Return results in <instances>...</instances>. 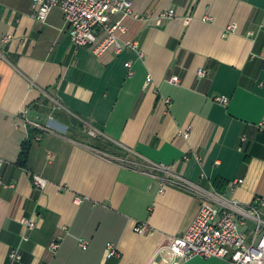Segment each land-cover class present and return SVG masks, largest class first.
<instances>
[{"label":"crops","instance_id":"obj_1","mask_svg":"<svg viewBox=\"0 0 264 264\" xmlns=\"http://www.w3.org/2000/svg\"><path fill=\"white\" fill-rule=\"evenodd\" d=\"M131 1L142 20L122 39L139 52L96 56L72 46L60 7L41 23L33 0H0V264H162L205 203L173 182L242 206L264 197V0Z\"/></svg>","mask_w":264,"mask_h":264},{"label":"built area","instance_id":"obj_2","mask_svg":"<svg viewBox=\"0 0 264 264\" xmlns=\"http://www.w3.org/2000/svg\"><path fill=\"white\" fill-rule=\"evenodd\" d=\"M35 5V19L41 23H47L54 8L60 7L65 15L69 28V37L75 49L88 47L96 56H102L108 52L121 54L126 50L139 52V44L132 40L122 39L128 32L125 20L133 18L142 20L135 13L131 0H33ZM175 10H170L162 15L161 19L173 17ZM188 21L191 18L187 19ZM236 31V26L231 25L226 35ZM13 35H6L4 42L8 43ZM143 57V53H140ZM132 68V63L126 65ZM130 75L133 72L130 71ZM207 75L206 70L199 72L200 77ZM150 81V79H149ZM172 82L179 83L178 77H173ZM216 101L227 105L229 100L225 97H217ZM170 103V101H167ZM32 125L38 129H44L39 122ZM90 134L95 136L94 131ZM188 137V134L184 135ZM5 163L0 159V185L3 183V167ZM34 183L37 187L45 188V179L35 176ZM176 186L187 192L199 194L205 198V203L189 230L179 237H174L170 244L162 247L159 257L162 264H184L195 258L220 259L230 264H264V197L257 198L249 206H242L236 202L226 203L218 200L214 194L201 193L195 185L186 180L173 182ZM243 183V181H238ZM23 224L31 231L36 223L24 219ZM252 222L254 229L251 238L246 232ZM146 227L138 226L136 232L145 233ZM27 240V238H24ZM59 243H54L52 248L57 249ZM82 247L87 248L83 242ZM119 256L117 248L110 244L107 249V257ZM18 252L11 253V259L20 260Z\"/></svg>","mask_w":264,"mask_h":264},{"label":"trees","instance_id":"obj_3","mask_svg":"<svg viewBox=\"0 0 264 264\" xmlns=\"http://www.w3.org/2000/svg\"><path fill=\"white\" fill-rule=\"evenodd\" d=\"M32 147V142L29 141L28 143L24 144L21 154H20V159H19V164L21 166H26L27 161H28V157H29V153H30V149Z\"/></svg>","mask_w":264,"mask_h":264},{"label":"water","instance_id":"obj_4","mask_svg":"<svg viewBox=\"0 0 264 264\" xmlns=\"http://www.w3.org/2000/svg\"><path fill=\"white\" fill-rule=\"evenodd\" d=\"M31 114H32L33 117H35V119L38 122H41L42 121L41 119L44 118V116L42 114L38 113V112H32Z\"/></svg>","mask_w":264,"mask_h":264}]
</instances>
